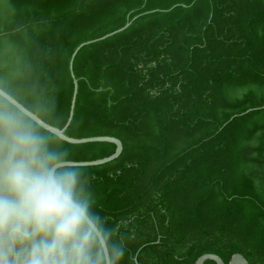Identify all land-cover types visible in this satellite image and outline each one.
Returning a JSON list of instances; mask_svg holds the SVG:
<instances>
[{"label":"trees","instance_id":"trees-1","mask_svg":"<svg viewBox=\"0 0 264 264\" xmlns=\"http://www.w3.org/2000/svg\"><path fill=\"white\" fill-rule=\"evenodd\" d=\"M139 14L77 53L66 130L123 142L86 166L122 264H264V0H0V87L63 127L75 48ZM70 146L76 160L116 150Z\"/></svg>","mask_w":264,"mask_h":264},{"label":"clouds","instance_id":"clouds-1","mask_svg":"<svg viewBox=\"0 0 264 264\" xmlns=\"http://www.w3.org/2000/svg\"><path fill=\"white\" fill-rule=\"evenodd\" d=\"M66 135L0 100V264H122L120 224Z\"/></svg>","mask_w":264,"mask_h":264},{"label":"water","instance_id":"water-1","mask_svg":"<svg viewBox=\"0 0 264 264\" xmlns=\"http://www.w3.org/2000/svg\"><path fill=\"white\" fill-rule=\"evenodd\" d=\"M139 16H140V14L135 16L132 20L129 19L128 22L124 26H122L116 30H113L111 32H108V33H106L100 37L84 41L75 48V50L72 54L71 60H70V68H71V72H72V75L74 78V94L72 97L69 117H68V120L63 127L60 128L58 126H55V125L45 121L37 113L30 110L22 102H20L18 99H16L14 96H12L9 92H7L2 87H0V95L5 97L8 101H10L12 104H14L17 108L22 110L27 115H29L31 118L36 120L40 124V126L45 128L46 130L52 129L55 131H59L63 135H66L68 137V140L70 143H87V142L101 141V142H112V143L116 144L115 152H113L112 154H110L108 156L93 159V160H77L78 162L84 164L85 166L104 164V163H107L109 161L116 159L122 153L123 148H124L123 142L120 138H118L116 136H112V135H94V136H88V137H72L66 133V130H67L68 126L70 125V123L73 119V116H74L75 107H76V100H77V93H78V79L76 78V75L74 73L73 64H74V59H75L77 53L79 52V50L83 46H85L89 43H93L95 41L105 39L111 35H114L120 31L126 29L132 23V21ZM207 260H214L217 264H226L224 259L219 254L214 253V252H207V253L202 254L201 256H199L197 258V260L194 264H205V262ZM181 264H188V263H181ZM229 264H250V263H249V260L242 253L237 252V253H234L232 255Z\"/></svg>","mask_w":264,"mask_h":264}]
</instances>
